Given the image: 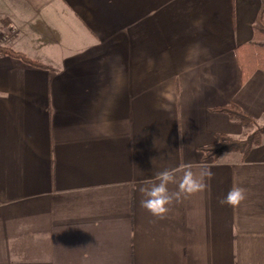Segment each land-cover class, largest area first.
<instances>
[{
  "label": "crops",
  "instance_id": "crops-1",
  "mask_svg": "<svg viewBox=\"0 0 264 264\" xmlns=\"http://www.w3.org/2000/svg\"><path fill=\"white\" fill-rule=\"evenodd\" d=\"M264 0H0V264H264V134L204 160L217 135L264 128V71L244 79ZM255 126V127H257ZM256 130V129H255ZM206 188L164 218L141 189L183 166ZM211 171L212 175L201 173ZM236 185L246 199L221 201Z\"/></svg>",
  "mask_w": 264,
  "mask_h": 264
},
{
  "label": "trees",
  "instance_id": "trees-1",
  "mask_svg": "<svg viewBox=\"0 0 264 264\" xmlns=\"http://www.w3.org/2000/svg\"><path fill=\"white\" fill-rule=\"evenodd\" d=\"M0 57H11L34 67H44L40 62L30 59L24 53L16 51L8 45L0 46ZM236 58L245 80L257 71H264V11L259 14L254 25V40L238 47ZM215 111L230 115L247 128L257 126L256 121L237 104L231 103ZM263 134L264 128L257 126L254 132L249 133L241 140L227 135H217L216 143L201 148L200 152L203 153L204 160H218L225 153L233 152L240 153L245 159L254 147L261 145Z\"/></svg>",
  "mask_w": 264,
  "mask_h": 264
},
{
  "label": "clouds",
  "instance_id": "clouds-1",
  "mask_svg": "<svg viewBox=\"0 0 264 264\" xmlns=\"http://www.w3.org/2000/svg\"><path fill=\"white\" fill-rule=\"evenodd\" d=\"M176 170H165L157 175L158 183H154L150 188L141 189L144 192L146 199L142 203V207L147 209L153 216L164 218L169 211L168 205L173 202V199L179 200L181 196L192 195L204 191L206 185L196 178L191 166H183V176L178 184V191L169 193L168 185L175 182ZM201 175L211 176V171L201 173ZM246 199V190L234 185L227 193L226 197L221 201L222 204H227L232 207L239 206ZM13 264H20L21 257H13Z\"/></svg>",
  "mask_w": 264,
  "mask_h": 264
},
{
  "label": "rangeland",
  "instance_id": "rangeland-1",
  "mask_svg": "<svg viewBox=\"0 0 264 264\" xmlns=\"http://www.w3.org/2000/svg\"><path fill=\"white\" fill-rule=\"evenodd\" d=\"M15 31H11V30H7V31H2V33L0 34V45L6 43L8 44L10 42V40L12 39V36L14 34ZM257 127L253 126L252 127V130L250 131L251 132H254V130L256 129Z\"/></svg>",
  "mask_w": 264,
  "mask_h": 264
}]
</instances>
